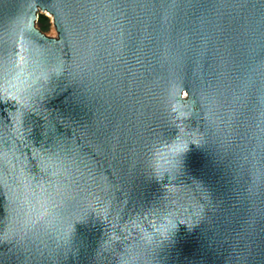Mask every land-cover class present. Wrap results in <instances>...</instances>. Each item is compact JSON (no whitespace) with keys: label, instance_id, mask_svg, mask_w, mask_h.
Masks as SVG:
<instances>
[{"label":"water","instance_id":"95a60500","mask_svg":"<svg viewBox=\"0 0 264 264\" xmlns=\"http://www.w3.org/2000/svg\"><path fill=\"white\" fill-rule=\"evenodd\" d=\"M0 264H264V0H0Z\"/></svg>","mask_w":264,"mask_h":264},{"label":"rangeland","instance_id":"374dc122","mask_svg":"<svg viewBox=\"0 0 264 264\" xmlns=\"http://www.w3.org/2000/svg\"><path fill=\"white\" fill-rule=\"evenodd\" d=\"M39 29L48 36L54 37L57 35L51 15H41Z\"/></svg>","mask_w":264,"mask_h":264},{"label":"snow or ice","instance_id":"6c2138e0","mask_svg":"<svg viewBox=\"0 0 264 264\" xmlns=\"http://www.w3.org/2000/svg\"><path fill=\"white\" fill-rule=\"evenodd\" d=\"M75 71V74L77 75V76H79V71L76 69V70H74ZM187 94V93H186ZM177 150H179V149H177Z\"/></svg>","mask_w":264,"mask_h":264}]
</instances>
